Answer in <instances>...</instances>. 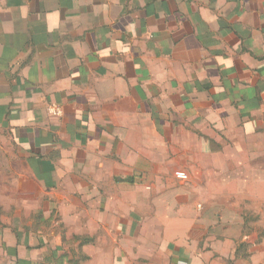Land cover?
<instances>
[{
    "label": "crops",
    "instance_id": "crops-1",
    "mask_svg": "<svg viewBox=\"0 0 264 264\" xmlns=\"http://www.w3.org/2000/svg\"><path fill=\"white\" fill-rule=\"evenodd\" d=\"M262 123L264 0H0V264H72L33 227L57 205L122 220L154 187L240 171L226 154L248 155L256 182ZM168 215L186 225L168 231L177 264H264V226L241 213L239 233L216 215L203 248Z\"/></svg>",
    "mask_w": 264,
    "mask_h": 264
},
{
    "label": "rangeland",
    "instance_id": "rangeland-1",
    "mask_svg": "<svg viewBox=\"0 0 264 264\" xmlns=\"http://www.w3.org/2000/svg\"><path fill=\"white\" fill-rule=\"evenodd\" d=\"M261 125L264 127V123ZM237 141H243V139ZM248 158L246 154L234 156L226 154V161L235 160L243 165L240 171H225L228 177H224L223 181L218 180L216 171L204 181L202 180L204 171L197 170L193 172L192 184L154 187L152 188L153 196L143 197L144 203H139L137 206L130 203L126 207L129 217H124L122 220L117 218L112 220L104 218L62 219L58 211L59 205H57V209L53 210L49 219L41 220L34 216L33 227L36 231L48 230L50 240L61 243L59 246L61 251H56L55 256L62 254L67 260L72 258V264H93L94 259L96 264H109L110 261L112 264H177L178 258L174 255L175 243L172 242L174 235H170L168 231L169 227L173 226V231L181 230L184 233L186 225L184 221L181 223L178 219L180 228L176 226L173 219L168 217L170 213L173 217V214L178 216L177 212H179L183 214L179 215L182 219L187 218L188 228L190 232L192 230L189 240L194 239L192 242H198L199 248H203L206 244L210 235L205 229L208 226H210L209 230L214 228L218 214L224 213L227 216L228 219L225 222L228 223L227 226L231 233H239L241 230L240 225H236L240 223L239 219H234L235 214L239 213L244 215V221L248 225H255L259 228L264 226L262 216H257L264 211V171L258 170L257 180L253 181L254 172L247 170ZM259 158H261V163H264V156ZM200 159L201 157L197 162L203 161ZM215 161L214 159L213 163ZM180 175L177 173L176 176ZM180 177V179L187 180L186 175ZM181 193L185 194L187 201L179 204L176 203V194ZM129 194L133 199L137 197L141 199L140 189L130 188ZM177 198L181 199V196ZM26 205L33 206V211H39L47 204L33 201ZM24 206H18V210L21 208L24 211ZM205 215L208 220H205ZM188 216H194L195 219L192 220ZM196 216H198L197 220ZM201 216H203L202 221ZM195 220L198 223L194 225ZM90 227H96V232L89 233ZM79 230L81 232L76 233ZM183 236L178 237L183 240ZM261 241L263 243V238ZM181 243L184 244V242ZM190 245L192 246V243ZM185 246L186 244L181 245L182 259L185 255ZM230 248L232 252V244ZM237 248L238 254L246 253L243 246L238 247V243ZM89 253L92 254L91 259H89ZM213 262H216L215 257Z\"/></svg>",
    "mask_w": 264,
    "mask_h": 264
},
{
    "label": "built area",
    "instance_id": "built-area-1",
    "mask_svg": "<svg viewBox=\"0 0 264 264\" xmlns=\"http://www.w3.org/2000/svg\"><path fill=\"white\" fill-rule=\"evenodd\" d=\"M181 175H183V174H181ZM183 176H185V175H183Z\"/></svg>",
    "mask_w": 264,
    "mask_h": 264
}]
</instances>
